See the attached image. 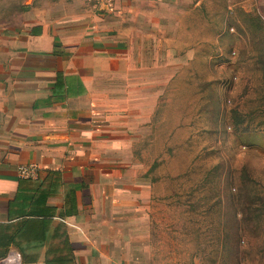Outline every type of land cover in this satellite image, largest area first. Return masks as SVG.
Listing matches in <instances>:
<instances>
[{"label":"crops","instance_id":"crops-1","mask_svg":"<svg viewBox=\"0 0 264 264\" xmlns=\"http://www.w3.org/2000/svg\"><path fill=\"white\" fill-rule=\"evenodd\" d=\"M181 1L30 0L0 29V264H125L115 211L146 185L133 143Z\"/></svg>","mask_w":264,"mask_h":264},{"label":"rangeland","instance_id":"rangeland-1","mask_svg":"<svg viewBox=\"0 0 264 264\" xmlns=\"http://www.w3.org/2000/svg\"><path fill=\"white\" fill-rule=\"evenodd\" d=\"M28 3L0 0V29ZM255 5L181 1L165 34L159 108L133 143L146 185L115 211L125 264H264V24Z\"/></svg>","mask_w":264,"mask_h":264},{"label":"built area","instance_id":"built-area-1","mask_svg":"<svg viewBox=\"0 0 264 264\" xmlns=\"http://www.w3.org/2000/svg\"><path fill=\"white\" fill-rule=\"evenodd\" d=\"M88 7L94 11L101 8H111L116 0H86ZM37 166L34 163L20 165L18 173L22 177H35L37 175Z\"/></svg>","mask_w":264,"mask_h":264}]
</instances>
